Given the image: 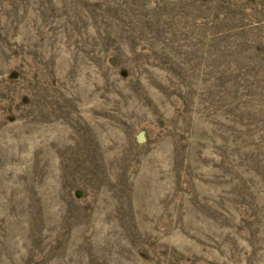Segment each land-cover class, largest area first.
Segmentation results:
<instances>
[{
  "label": "rangeland",
  "instance_id": "rangeland-1",
  "mask_svg": "<svg viewBox=\"0 0 264 264\" xmlns=\"http://www.w3.org/2000/svg\"><path fill=\"white\" fill-rule=\"evenodd\" d=\"M251 6L0 0V264H264Z\"/></svg>",
  "mask_w": 264,
  "mask_h": 264
},
{
  "label": "trees",
  "instance_id": "trees-1",
  "mask_svg": "<svg viewBox=\"0 0 264 264\" xmlns=\"http://www.w3.org/2000/svg\"><path fill=\"white\" fill-rule=\"evenodd\" d=\"M247 8L252 12L253 17H264V13L261 12V8H256V6H251Z\"/></svg>",
  "mask_w": 264,
  "mask_h": 264
}]
</instances>
